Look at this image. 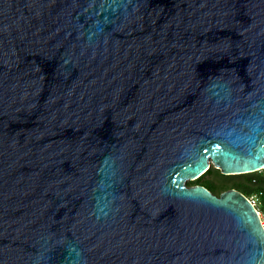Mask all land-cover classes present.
<instances>
[{
  "label": "water",
  "instance_id": "obj_1",
  "mask_svg": "<svg viewBox=\"0 0 264 264\" xmlns=\"http://www.w3.org/2000/svg\"><path fill=\"white\" fill-rule=\"evenodd\" d=\"M264 0H0V264H264Z\"/></svg>",
  "mask_w": 264,
  "mask_h": 264
},
{
  "label": "trees",
  "instance_id": "obj_2",
  "mask_svg": "<svg viewBox=\"0 0 264 264\" xmlns=\"http://www.w3.org/2000/svg\"><path fill=\"white\" fill-rule=\"evenodd\" d=\"M211 175V178L206 176ZM188 186L201 185L219 196L224 191L235 189L249 197L256 195L260 202V209L264 210V168L252 173L225 175L214 166L193 181L187 182Z\"/></svg>",
  "mask_w": 264,
  "mask_h": 264
},
{
  "label": "built area",
  "instance_id": "obj_3",
  "mask_svg": "<svg viewBox=\"0 0 264 264\" xmlns=\"http://www.w3.org/2000/svg\"><path fill=\"white\" fill-rule=\"evenodd\" d=\"M247 199L251 202V204L256 208L257 213L261 219V222L264 226V210L260 209L258 207H260V202L259 199L256 195H251L249 197H247Z\"/></svg>",
  "mask_w": 264,
  "mask_h": 264
},
{
  "label": "rangeland",
  "instance_id": "obj_4",
  "mask_svg": "<svg viewBox=\"0 0 264 264\" xmlns=\"http://www.w3.org/2000/svg\"><path fill=\"white\" fill-rule=\"evenodd\" d=\"M211 177H212L211 175L206 176V178H211Z\"/></svg>",
  "mask_w": 264,
  "mask_h": 264
}]
</instances>
